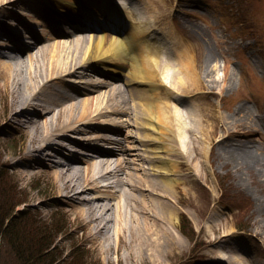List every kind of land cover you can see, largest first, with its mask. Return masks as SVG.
<instances>
[{
	"label": "rangeland",
	"instance_id": "374dc122",
	"mask_svg": "<svg viewBox=\"0 0 264 264\" xmlns=\"http://www.w3.org/2000/svg\"><path fill=\"white\" fill-rule=\"evenodd\" d=\"M40 1L19 0L12 6L18 9H30L29 6L37 8L33 3L38 5V2L44 6ZM111 1L134 9L137 18L149 16L141 6L139 8L143 13H138L135 0ZM154 1L159 13L161 10L162 14L163 10L164 14L161 16L158 13L155 26L163 30L162 34H168L167 44L171 47H158L150 55L154 59L172 58L171 64L164 66L161 73L158 70L157 82L161 83L159 87L162 93L168 91L170 98L165 97L164 101L171 103L172 110L177 105L174 99L179 103L177 108L183 113L181 122L191 129H183L182 150L186 154L184 171L188 179L183 184L184 194L192 201L177 203L170 197V203L178 209L174 226H170L179 238L174 237L175 243L165 247L158 264H231L233 257L245 264H264V0ZM43 9V16L51 13L45 7ZM3 11L6 14L0 12V36L5 42L9 40L12 46L0 48V59L11 58L16 61L17 69L10 86L3 84L0 77V264H152L134 259L135 250L131 244L135 242H130L129 230L123 232L124 243L120 244L119 249L109 248L113 238L110 226L103 234L98 233L99 240L96 242L92 238L93 233L81 226L80 219L75 217L68 204L76 203L77 199L66 202L63 197L53 196L60 182L49 173L48 168L67 161L72 154H79L75 149L82 153L88 150L77 144H68L73 153L55 146L54 150H48L51 153L49 159L40 154L41 163L35 164L33 160L17 162L29 145L30 137L25 130L16 128L14 117H9L14 109L12 93L16 92L13 89L26 72L27 56L22 52V58H19L21 54L15 49L12 37L18 30L21 32L19 35H27L16 38L25 46L27 41L35 40L27 32L29 27H35L37 36L46 33L48 27L31 26L22 19L20 21L12 9L5 8ZM54 19L59 28L68 29L69 32L53 35L46 40L44 37L39 46L47 45L51 51L55 47L57 55L62 52V45L58 42L63 39L74 41L83 33L88 34L73 32L66 21ZM152 29L155 30L154 27ZM4 34L8 36H2ZM153 36L156 37V34ZM150 41L157 49L154 39ZM55 44H58V50L52 46ZM76 44L74 42L73 54L80 50L76 49V46H80ZM153 47L150 50L153 51ZM179 50H182L180 55ZM185 53L190 57L192 55L197 67L201 65L198 69L204 85L220 91L218 96L205 93L207 88H190L178 82L179 72L182 74L181 69L184 70L186 63L183 57ZM209 53L213 54V58L207 62ZM178 56L183 61L178 62ZM225 67L228 69L227 79L222 81ZM93 69L76 68L75 76L83 73L85 80L122 85L120 76L112 78L110 73ZM190 90L204 91L205 98L201 102L209 105L216 116L214 134L210 133V126L205 120L202 119L205 130L201 131L200 124L186 114V102L200 103ZM85 96L78 95L79 98ZM121 96L116 94L114 99L119 100ZM38 102L41 103V100ZM239 105H244L249 114H238L235 109ZM25 115L35 122L39 118L37 113L21 112L20 121H25ZM238 118L242 120L236 121ZM225 127L232 132H237L238 128L252 127L257 134L232 136L223 143L218 142ZM242 148H249L260 157L253 168L237 165L231 160V153ZM74 163L83 166L80 162ZM89 196L82 193L79 199ZM19 201L23 202L11 214V218H6L8 209ZM161 237L166 243L168 236ZM126 241L128 244L130 242L129 247L125 245ZM128 250L132 251L133 257Z\"/></svg>",
	"mask_w": 264,
	"mask_h": 264
},
{
	"label": "bare ground",
	"instance_id": "6f19581e",
	"mask_svg": "<svg viewBox=\"0 0 264 264\" xmlns=\"http://www.w3.org/2000/svg\"><path fill=\"white\" fill-rule=\"evenodd\" d=\"M18 1L0 0V12L6 14L3 11L5 8L12 9L20 21L22 19L31 26L48 27V31L37 36L35 27H29L27 32L35 40L27 41L25 46L16 39L21 33L19 30L12 37L15 49L20 51L19 58H22V50L27 56L26 72L13 89L16 92L12 93L14 109L9 117H14L16 128L25 130L30 137L29 145L17 162L33 160L35 164L41 163L40 154L49 159L51 153L48 150H54L55 146L73 152L67 145L77 144L88 150L82 153L75 149L79 154H72L67 161L48 168L49 173L60 182L53 196L63 197L66 202L77 199L76 203L68 204L75 217L80 219L81 226L93 233L92 238L96 242L99 240L98 233L103 234L110 226L113 238L109 248L119 249L124 243L123 232L129 230L130 242H135L131 244L134 245L131 247L135 250L134 259L158 264L165 247L175 243L174 237L179 238L171 228L178 209L170 203V197L177 203L192 199L184 194L183 184L188 179L184 171L186 154L182 150V133L191 129L181 122L183 113L177 108L179 103L174 99L177 105L172 110L171 103L164 101L165 97L170 98L168 91L162 93L161 83L157 82L159 72L168 63L171 64L172 58L154 59L150 55L158 47H171L167 44L168 34H162L163 30L155 26L159 13L156 1L135 0L138 13H143L137 3L140 2L149 15L144 19L135 17V10L127 6L124 9L126 16L123 17L110 0H41L40 3L46 6L38 2V5L33 3L37 8L29 6L30 9L12 6ZM43 7L50 9L51 15L43 16ZM159 15H164L163 10ZM54 18H60L69 26L88 34L83 33L74 41L63 39L58 42L62 45V52L57 55L55 47L51 51L47 45L39 46L44 37L46 40L69 32L59 28ZM148 31L152 32V36L156 34L151 39H154L157 49L151 45ZM9 42L0 36V48L10 47ZM18 42L21 44L16 45ZM74 42L80 45L76 46L80 50L73 54ZM52 46L58 50V44ZM178 53L182 54V50ZM183 57L186 63L184 70L181 69L182 74L178 71V82L190 88H207L205 93L218 96L220 91L204 85L199 71L201 65L197 67L188 53ZM212 58L213 54L209 53L206 61ZM9 59H0V77L2 83L8 86L14 80L17 69L16 61ZM180 61L183 60L178 56ZM91 67L101 73H110L112 78L120 76L122 85L85 80L83 73L75 76L76 68ZM224 72L222 81L227 79L226 67ZM165 74L169 76L167 72ZM191 92L200 103L186 102V114L200 124L201 131L205 130L202 119L205 120L210 126V133L214 134L216 116L209 105L201 102L205 98L204 91ZM79 94L87 96L79 98ZM116 94H122L121 99L115 100ZM40 96L42 99H39ZM235 110L238 114H249L244 105ZM21 112L37 113L39 118L35 122L25 115V121H20ZM254 134L257 133L252 127L238 128L237 132L225 127L218 142L223 143L232 136ZM196 146L200 148L199 144ZM255 154L249 148H242L230 156L237 165L251 168L260 161ZM82 193L90 196L79 199ZM163 235L168 236L166 243L161 237ZM130 242L126 241L125 245L129 247ZM128 252L132 256V251ZM232 260L231 264L243 263L239 258L233 257Z\"/></svg>",
	"mask_w": 264,
	"mask_h": 264
},
{
	"label": "trees",
	"instance_id": "16d2710c",
	"mask_svg": "<svg viewBox=\"0 0 264 264\" xmlns=\"http://www.w3.org/2000/svg\"><path fill=\"white\" fill-rule=\"evenodd\" d=\"M23 201H19V202H17L13 207H11V209H8V211H7V215H6V218H11V214L13 213V212H15L16 210V208L18 207V205L20 204V203H22ZM9 208V207H8ZM11 222H12V220H11ZM1 225H3V222H2V224ZM7 226V225H6ZM7 228H9V225H8V227ZM47 246V245H46ZM46 246H45V249H48V248H46ZM46 251V250H45Z\"/></svg>",
	"mask_w": 264,
	"mask_h": 264
}]
</instances>
